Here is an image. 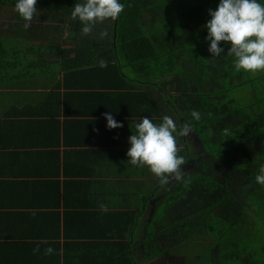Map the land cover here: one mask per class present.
I'll list each match as a JSON object with an SVG mask.
<instances>
[{
  "label": "trees",
  "instance_id": "obj_1",
  "mask_svg": "<svg viewBox=\"0 0 264 264\" xmlns=\"http://www.w3.org/2000/svg\"><path fill=\"white\" fill-rule=\"evenodd\" d=\"M76 2L37 0L36 8L51 6L55 21L83 43L82 49L96 55L88 62L95 70L79 73L92 72L97 81L104 82L102 89L115 96L111 113L121 118L117 121L125 128H112L116 138L134 127L141 116L158 123L164 115H172L189 124V134L177 138V154L184 159L182 178L170 177L162 183L157 177L156 185L152 181L148 186L141 184L134 177L144 175L153 180L156 176L146 166L129 164L128 148L119 149L112 164H116V174L127 175L123 183L107 186L109 181L104 179L101 191L98 187L99 193L89 196L77 185L84 184L77 180V173L64 170L70 178L64 181L69 189L64 190L63 201L31 199L19 204L0 200V220L18 213L19 223L24 217L34 222L40 214L58 227L56 233L46 235L48 239L59 237L63 221L65 245L78 250L88 263L95 257L89 259L90 255L78 248L76 241L84 236L73 231L78 224L96 226V232L90 233L94 242L86 248L93 246L95 253H106L105 264H136L130 251L137 244L145 262L161 258L168 264H240L244 250L249 252L244 244L261 247L264 242V187L254 179L264 163V71H237L233 57L226 52L210 56L204 24L210 18L208 9H215L218 0H123L125 8L117 19L94 25L87 35L70 16ZM101 32L106 35L101 37ZM85 55L90 57L89 52ZM101 59L106 63L103 68L98 63ZM193 109L200 113L198 121L190 116ZM111 152L117 154H107ZM53 161L59 164L57 158ZM83 166L86 163L80 168ZM54 181L49 188L55 190L57 199L59 180ZM3 227L0 222V234ZM206 237L218 246L213 263L201 254L212 249L204 245ZM197 238H202V250L198 247L190 252L185 261L172 256L181 245L189 251L196 247ZM16 239L0 238L5 263L21 253ZM53 243L59 246V242ZM187 253L183 251L185 257ZM110 254L113 260H109ZM248 263L253 264L251 259Z\"/></svg>",
  "mask_w": 264,
  "mask_h": 264
},
{
  "label": "crops",
  "instance_id": "obj_2",
  "mask_svg": "<svg viewBox=\"0 0 264 264\" xmlns=\"http://www.w3.org/2000/svg\"><path fill=\"white\" fill-rule=\"evenodd\" d=\"M13 2L15 0H0V200L19 204L28 203L31 199L63 201V192L69 189L64 181L70 178L64 170L77 173V180L84 182L77 185L87 191L89 196L101 191L100 182L104 179L109 181L107 186H117L119 181L123 183L127 175L116 174V170H113L116 164H112V160L117 159L119 149L129 147L127 138L134 127L130 126L127 133L117 138L112 129L106 128L103 113L111 112L110 106L114 104L115 96L102 89L104 82L97 81L92 72L84 75L79 73L95 70L94 65L88 62L96 55L90 49H82L83 43L77 42L63 23L55 21L51 6L36 8L29 22L30 27L25 30L22 27L25 21L16 13ZM39 14L43 16L38 18ZM87 52L90 57L85 55ZM112 115L116 120L121 119L117 114ZM121 139L125 143H118ZM109 151H117V154H107ZM56 158L58 165L53 161ZM85 163L86 166L80 168ZM55 170L57 176L53 174ZM86 170L92 173H86ZM127 170L129 173L130 170ZM87 174L92 177L86 178ZM56 179L59 180V193L54 199L55 190L52 191L49 186L54 185ZM134 179L141 184L146 182L147 186L150 181L156 185V180H159L144 175H137ZM19 218L18 213H14L0 220L4 225L0 238L14 236L19 238L16 240L21 246V253H17L8 263H5L7 257L0 254V263H106V253H95L93 246L86 248L89 242H94L90 233L96 232L95 225L85 227L78 224L77 228H73L75 232L84 233L76 241L80 251L90 255L89 259L95 257L88 263L78 250L65 245L62 237L65 227L63 221L59 223V237L48 239L46 235L57 231L58 227L53 226L54 221H47L40 214L34 222L24 217L19 223ZM54 241L59 242V246ZM204 245L212 247L208 261H216L219 250L214 239L206 237ZM254 245L244 244L249 252L247 254L245 249L237 263L251 264L248 263L251 259L253 264H264V242L261 247ZM49 246L53 252L45 254ZM185 251L188 252L186 257L178 250L172 256L185 261L191 250ZM130 252L136 264H168L161 258L145 262L138 244L133 245ZM109 256V260H113L112 254Z\"/></svg>",
  "mask_w": 264,
  "mask_h": 264
},
{
  "label": "clouds",
  "instance_id": "obj_3",
  "mask_svg": "<svg viewBox=\"0 0 264 264\" xmlns=\"http://www.w3.org/2000/svg\"><path fill=\"white\" fill-rule=\"evenodd\" d=\"M36 2L15 0L14 9L25 21L22 25L25 30L30 27L29 22L36 12ZM124 8L123 0H77L70 16L80 22L81 33L87 35L94 25L117 19ZM208 15L210 18L204 24L207 30L204 39L208 43L210 56H220L226 52L233 57L235 70L250 73L264 71V0H218L215 9H208ZM99 35L103 37L106 33ZM98 63L101 68L106 66L103 59ZM103 116L106 128L122 127L111 112H105ZM190 116L192 120L200 119V113L195 109ZM134 128L135 132L128 137L129 147L126 151L129 164L146 166L162 183H166L170 177L181 180L184 159L177 154V138L189 134V124L169 115H164L158 123L141 116ZM254 179L264 187V163H260ZM52 252L50 246L45 249V254Z\"/></svg>",
  "mask_w": 264,
  "mask_h": 264
},
{
  "label": "rangeland",
  "instance_id": "obj_4",
  "mask_svg": "<svg viewBox=\"0 0 264 264\" xmlns=\"http://www.w3.org/2000/svg\"><path fill=\"white\" fill-rule=\"evenodd\" d=\"M203 238V237H202ZM202 238L200 239V238H197V239H199L196 243V247H189L190 248V250H191V252H196L197 250H198V247H200V249L198 250V251H200V250H202L203 248H201V245H199V243L202 241ZM205 239V238H204ZM177 250L178 251H185L186 250V248L185 247H181V246H179V247H177ZM206 252H210V248L206 251ZM203 256H205L206 258H208L209 257V255H210V253H201ZM203 263V261L201 262V263H197V264H202Z\"/></svg>",
  "mask_w": 264,
  "mask_h": 264
}]
</instances>
